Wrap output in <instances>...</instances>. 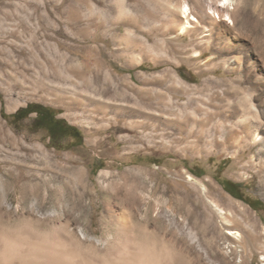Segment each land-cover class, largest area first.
Listing matches in <instances>:
<instances>
[{"label": "rangeland", "instance_id": "1", "mask_svg": "<svg viewBox=\"0 0 264 264\" xmlns=\"http://www.w3.org/2000/svg\"><path fill=\"white\" fill-rule=\"evenodd\" d=\"M177 2L0 0V233L27 234L33 240L47 236L62 246L65 235L72 231L111 240L117 225L104 222L107 201L116 215L122 206L133 202L109 198L99 182H109L112 192L124 181H135L151 195L147 202L139 199L134 206L139 211L132 208L127 215L135 225V243L125 245L119 240L105 247L137 243L169 246L177 234L186 241L190 235L183 224L186 209L180 194L189 192L186 174L192 170L190 173L203 180L222 202L230 198L241 202L235 209L257 219V230L264 240V188L254 169L241 168L257 146L240 158L227 150L197 154L183 148L179 119L168 116L177 111L186 94L164 74L175 72L197 85L205 77L198 70L205 68L204 59L211 54L208 51L195 59L190 57L191 49L182 51L180 44L187 43L189 36L182 41L175 39L170 20ZM187 2L196 7L194 0ZM254 3L243 0L241 6ZM134 18L139 26L131 23ZM193 38L198 42V36ZM64 67L71 69V77L54 79L50 71ZM44 72L46 78L41 82ZM214 74L230 76L222 68ZM68 87L77 93L100 95L106 102L104 110L94 111L86 99L78 101ZM158 93L172 101L159 103L155 99ZM16 102L15 108L7 109ZM28 104L54 109L82 138L53 142L46 132L31 125L32 116L19 121L10 117ZM77 168L85 171L79 180L95 186L85 190L81 198L76 189L84 185L74 184L75 176L68 172ZM101 170L109 176L101 178ZM223 179L241 183L238 193L259 199L262 208L256 210L244 197L228 193L225 184L218 182ZM35 184L34 192H24L25 187ZM145 219L155 232L141 231ZM197 237L200 240V234ZM252 264H261L258 254Z\"/></svg>", "mask_w": 264, "mask_h": 264}, {"label": "bare ground", "instance_id": "2", "mask_svg": "<svg viewBox=\"0 0 264 264\" xmlns=\"http://www.w3.org/2000/svg\"><path fill=\"white\" fill-rule=\"evenodd\" d=\"M204 1L194 0L200 14L187 0H178L176 11L172 7L170 13L175 39L182 41L185 35L189 36L187 43L180 44L182 51L191 49L190 57L195 59L203 57L208 51L211 54L204 59L205 68L198 70L205 77L197 85L192 86L175 72L164 74V78L171 80L181 93L186 94V100L168 116L179 119L183 148L197 154L227 150L238 158L257 146L241 168L254 169L264 188V0H254V4L244 6H241L243 0ZM131 23L140 24L137 18ZM193 35L199 37L198 42H194ZM68 67L53 68L50 71L52 77L57 80L70 78L71 69ZM219 68L226 70L230 76L214 74ZM46 73L40 77L41 82ZM38 86L41 87L42 83ZM68 88L78 101H89L94 111L104 110L106 102L100 95L77 93L74 87ZM155 99L159 103H170L171 100L162 93L156 94ZM18 103L7 106V109L15 108ZM157 115L161 114L157 112ZM68 172L75 176L74 184L84 185V188L76 189L80 198L85 190L95 189L89 181L79 180L85 174L82 168ZM99 176L107 177L109 172L101 170ZM186 179L190 190L180 194V201L186 209L183 224L187 225L190 235L186 241L177 234L172 238L173 245L168 243L169 246L136 242L137 246L106 248L119 240H123L125 245L135 243V225L127 215L131 214L130 210L135 208L139 199L147 202L151 195L143 192L137 182L124 180L123 185L114 188L115 194H111L110 183L102 181L99 186L107 191L109 198L132 199L133 202L126 207L121 205V212L116 215L112 203L107 201L104 222L117 225L114 235L109 237L111 240L101 241L85 232L72 231L65 235L62 242L65 245L62 246L47 236L33 240L27 234L2 232L0 264H252L255 254L264 264V240L257 230V219L235 209V206H242L241 202L232 198L228 202L219 200L211 194L203 180L190 172L186 174ZM210 184L215 182L210 180ZM29 186L25 187V193L36 190V184ZM135 211H139V207L136 206ZM144 222V229L141 230L144 234L155 232V227L150 229L146 219ZM138 223L141 225V220ZM197 234H200V240ZM102 248L104 252L100 254Z\"/></svg>", "mask_w": 264, "mask_h": 264}, {"label": "flooded vegetation", "instance_id": "3", "mask_svg": "<svg viewBox=\"0 0 264 264\" xmlns=\"http://www.w3.org/2000/svg\"><path fill=\"white\" fill-rule=\"evenodd\" d=\"M31 125L35 126L39 130H43L48 134L49 138L53 142H58L66 138H74L79 136L72 129L69 124L60 120L58 113L54 109L38 104L33 112L26 113L25 117H31Z\"/></svg>", "mask_w": 264, "mask_h": 264}, {"label": "trees", "instance_id": "4", "mask_svg": "<svg viewBox=\"0 0 264 264\" xmlns=\"http://www.w3.org/2000/svg\"><path fill=\"white\" fill-rule=\"evenodd\" d=\"M38 106V104H28L27 106L23 107V108H19L17 109L14 113H12L10 115V117L15 120V121H19L21 119L24 118V115L26 113H30L33 112L35 110V108ZM60 120H62L60 118ZM64 121V120H62ZM65 122V121H64ZM70 129H72L77 135V137H75V140H79L82 138L79 130H77L76 127L72 126L69 124ZM190 172L194 173L192 170H190ZM221 185L225 184V186L223 185V188L230 193L231 195L235 196V197H240L242 196L241 193H238L237 188L241 186V183H237V182H232L226 179H223V182L218 181ZM244 197V199L248 202V204H250L254 209L258 210L261 209L263 204L259 199H250L246 196H242Z\"/></svg>", "mask_w": 264, "mask_h": 264}, {"label": "snow or ice", "instance_id": "5", "mask_svg": "<svg viewBox=\"0 0 264 264\" xmlns=\"http://www.w3.org/2000/svg\"><path fill=\"white\" fill-rule=\"evenodd\" d=\"M187 11V9H185ZM225 20H228V17H225Z\"/></svg>", "mask_w": 264, "mask_h": 264}]
</instances>
